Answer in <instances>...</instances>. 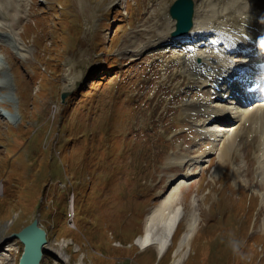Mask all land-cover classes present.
<instances>
[{"label": "rangeland", "instance_id": "rangeland-1", "mask_svg": "<svg viewBox=\"0 0 264 264\" xmlns=\"http://www.w3.org/2000/svg\"><path fill=\"white\" fill-rule=\"evenodd\" d=\"M25 1L15 23L22 47L11 53L6 39L3 51L12 68L5 65L10 89L0 91V264H18L23 245L8 238L34 220L46 232L41 264H264L259 140L246 132L257 127V108L233 126L244 132L235 174L230 164L214 174L213 151L191 167L170 160L186 150L181 135L174 138L189 128L183 104L200 94L196 73L183 74L190 53L155 47L169 32L174 0ZM202 1L196 8L208 12ZM215 1L223 10L211 14L215 33L231 46L243 43L254 33L244 20L248 0ZM68 69L78 81L67 91ZM196 135L186 137L191 154L211 145ZM196 165L207 169L182 188L180 177ZM177 184L172 214L182 207V215L167 251L142 250L136 241L145 232L168 233L147 219Z\"/></svg>", "mask_w": 264, "mask_h": 264}, {"label": "bare ground", "instance_id": "bare-ground-1", "mask_svg": "<svg viewBox=\"0 0 264 264\" xmlns=\"http://www.w3.org/2000/svg\"><path fill=\"white\" fill-rule=\"evenodd\" d=\"M195 2L199 0H194ZM24 2L28 4L25 0ZM216 2L215 0H203L202 3L206 7H210L211 9L207 10L205 8L195 9V16H194V26L187 33L185 36L181 38H173L171 37L170 33L174 28V21L168 16L165 17V20L168 24V30L165 34H161V39L158 41V44L155 47L165 48V47H175L181 48L188 53H190V60L188 61L185 59L184 65L186 66L183 69V74L185 76L188 75L190 71L196 73L192 76L191 82L195 86V90H199V96L196 98H192L190 100H186L183 104V111L186 117L188 118V126L189 128L179 129L175 136H179L181 138L178 141L180 146H183L185 151H182L180 148L179 153L173 155L175 158L172 159L171 156L170 160H173L175 165H178L179 168H183L184 166L188 167V164H199L202 163V159L208 156L212 151L216 152L217 154V165L214 171V174H220L224 170H226L227 164H230L231 167L236 165L234 154L237 157H242L241 153V146L237 148L235 146L240 144L243 137L244 132L241 130H236L234 125L238 121H245L247 111L252 108H257V127L256 129L247 127L246 132L248 133V128L250 130L249 135L253 138L258 137V151L255 154V159L257 162V169H258V177L261 182L264 181V102L258 103L260 100H251L249 96L239 95L241 91L237 92H229L225 96H223L220 92H217L215 95L212 93V84L213 82H219L217 77L223 74V69L227 68L228 66H234V62L241 61L243 59V52L251 53L257 47L255 44H252V41L255 39L257 44L260 42H264L263 38L252 36L251 35H244V42L239 44L236 43L235 46H231L226 44L220 37L215 33V28H212L211 25L215 23L211 19V14L215 11L218 14L222 13L221 5L217 2L215 5H211V3ZM198 3V2H197ZM248 4L251 6L250 14L244 17V20L247 22H251V27L254 33L257 35H263L264 32V0H248ZM198 5V4H197ZM243 8L246 7L244 3L240 4ZM26 8L24 5L23 0H0V70L4 72L3 77L0 72V91L5 90L6 88L10 89V82L8 77V71H6L5 65L7 63L12 66V58L9 54L3 52L5 50V40H11L12 49L10 50L11 53L17 54V49H21L22 42L20 41L19 32L17 31L18 23L21 18L22 11ZM233 27V26H231ZM209 28V33L207 32H199V30H206ZM233 29V28H232ZM111 33H109L110 36ZM233 35V34H232ZM254 38V39H253ZM17 42V43H16ZM184 42V43H182ZM264 44V43H263ZM225 48L229 52H234L237 55L228 57V54H225ZM240 49L242 53H238L235 50ZM258 50H261L259 47ZM185 52V53H186ZM179 56L185 57V54L182 52ZM264 57L263 55L259 54L257 56ZM198 58H200V62H198ZM264 62V58H263ZM205 64V66H203ZM208 65L211 66V69L208 70ZM184 67V66H183ZM12 68V67H11ZM201 69H205L207 72L200 71ZM69 70V69H68ZM210 74H213L216 77L209 78ZM201 75V77H200ZM199 78H198V77ZM78 76L77 74L71 75L69 70L67 81H69L68 85H66L65 89L68 91L72 89L76 84ZM201 82H198V81ZM197 82V83H196ZM209 82V83H208ZM6 83V85H5ZM212 83V84H210ZM208 87V88H206ZM75 88V87H74ZM73 88V89H74ZM206 91V94L203 93ZM247 88V87H246ZM188 90V88H187ZM202 92V93H201ZM190 93V92H189ZM195 93V92H194ZM193 93V95H194ZM223 98L228 100H223ZM231 98V99H229ZM1 101H3L1 99ZM230 102V103H229ZM181 108V109H182ZM229 108L232 111H229ZM181 113V112H180ZM179 113V115H180ZM181 116V115H180ZM184 116V115H183ZM12 120H15L13 116H11ZM16 123V121L14 122ZM182 123V122H181ZM186 131L185 133H182ZM17 133V130H16ZM182 133V134H181ZM194 133H197L196 139L198 140L203 139L204 142L207 139L211 140L210 146H204L202 150L197 148V151H194L192 154L189 150V147L192 146V141L187 139L193 137ZM187 137V138H186ZM189 141V143H187ZM221 141V143H219ZM224 143V145H223ZM198 144H205V143H198ZM186 145V147H184ZM198 147V145H196ZM247 161V159L245 158ZM213 160L208 162V165L212 164ZM198 165H196L195 170H190L188 174L183 175L181 177V181L185 184H189V176L195 174L197 171ZM207 169V167L202 168L200 172H203ZM235 174L238 171L237 165L234 167ZM180 173V172H179ZM182 184H177V186L173 187V190L168 192L169 194L165 196L162 202L154 209L153 213L148 215L147 219V226L158 225L161 228V232L164 234L168 231L166 236L161 238H153L150 237L146 232L141 235L137 239V245L140 248L146 249L149 246L156 245L159 255L164 254L166 251V244H170L171 235L173 234V229L177 225L176 219L179 218L181 214L180 208L177 210V216L175 217L172 214V208L178 202L177 196L180 197V193L177 191L181 188ZM180 191V190H179ZM178 193V194H177ZM194 211V210H193ZM182 217V216H181ZM194 222L198 221V217L194 213L191 214ZM177 227V226H176ZM170 229V230H169ZM189 229H192L191 227ZM194 230H191L188 234L185 235L184 240H188L189 236L192 234ZM191 238V237H190ZM186 243V241H182V244ZM182 251V247L176 252L179 254ZM180 261V260H179Z\"/></svg>", "mask_w": 264, "mask_h": 264}, {"label": "water", "instance_id": "water-1", "mask_svg": "<svg viewBox=\"0 0 264 264\" xmlns=\"http://www.w3.org/2000/svg\"><path fill=\"white\" fill-rule=\"evenodd\" d=\"M193 0H175L170 6L169 15L175 20V30L171 36L186 34L193 27ZM200 62V58L197 59ZM66 94L62 93V100ZM8 240H18L23 245V252L18 264H41L44 256V246L47 244L46 232L39 226L38 220L13 233Z\"/></svg>", "mask_w": 264, "mask_h": 264}]
</instances>
